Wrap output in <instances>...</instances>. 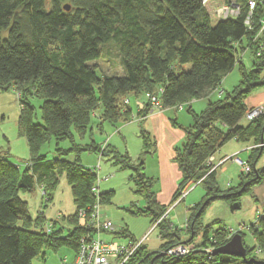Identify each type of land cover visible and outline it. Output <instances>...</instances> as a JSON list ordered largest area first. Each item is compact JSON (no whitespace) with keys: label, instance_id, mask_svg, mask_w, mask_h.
Segmentation results:
<instances>
[{"label":"trees","instance_id":"16d2710c","mask_svg":"<svg viewBox=\"0 0 264 264\" xmlns=\"http://www.w3.org/2000/svg\"><path fill=\"white\" fill-rule=\"evenodd\" d=\"M48 1L49 9L45 7L47 0H0V94H18L17 133L26 140L29 153L23 171L0 156V264H32L45 249L55 252L67 247L77 251L81 227L72 226L60 236L56 221L46 222L41 214L29 216L27 203L19 194L40 188L44 200L49 201L59 177L64 176L74 206L87 209L94 200L91 189L97 175L81 166L80 157L87 152L104 156V150L93 144L82 148L72 143L67 150L57 149L56 157L48 160L40 154L43 144L51 139L71 140V131L83 134L98 108L111 124L125 121L131 115L129 96L144 97V106L136 116L142 122L149 107L146 94L158 97L163 111L189 107L193 101L207 102L200 114L190 113L191 126L181 128L184 142L173 157L181 179L169 205L184 195L189 184L203 187L204 196L189 209L187 221L191 236L202 233V240L199 250L189 249L179 258H155L159 253L146 254L141 245L129 264H250L236 257L212 255L214 249L227 243L224 225H202V217L213 203L239 204L241 197L263 180L264 172L255 169L260 147L251 150L247 161L250 172L241 175L236 191H221L215 170L210 171V159L229 141H253L255 146L264 143V112L241 125L249 112L246 99L264 89L260 77L264 55L257 57L248 51L253 63L246 71L241 51L235 47L238 42L245 46L249 41L242 17L211 24L200 0ZM235 1L244 6L247 0ZM109 44L119 58L121 73L117 75L102 74L95 65ZM235 67L238 85L218 97L221 83ZM214 94L217 100L212 101ZM28 97L44 100L42 124L33 123V109L25 103ZM140 136L142 152H151L149 134L141 130ZM110 153L114 166L131 172L128 179L134 194L144 202L142 210L133 205L132 214L158 221L169 206L157 202L155 182L146 177L143 163L133 164ZM111 193L99 195V199L108 197L101 205L109 202ZM70 217H65L69 223ZM156 228L162 252L185 245L172 244L176 236L169 232L172 227L167 215ZM250 233L256 248L253 251L244 246L246 259L261 261L255 251L264 252V208ZM114 236L123 237L124 233L117 231ZM210 249L213 251L207 253Z\"/></svg>","mask_w":264,"mask_h":264},{"label":"rangeland","instance_id":"374dc122","mask_svg":"<svg viewBox=\"0 0 264 264\" xmlns=\"http://www.w3.org/2000/svg\"><path fill=\"white\" fill-rule=\"evenodd\" d=\"M45 7L46 9H49L48 0L45 4ZM242 62L246 71H250L252 69L253 59L249 54L246 53L242 56ZM95 65L98 71H100L102 74L117 75L121 73V66L119 64V58L116 49L111 44L103 47L102 56L97 62H95ZM188 69V66H186L185 70ZM100 72H98L99 76L101 75ZM260 77L264 79V68L261 72ZM238 82L239 73L238 68L235 67L233 71L225 77V79L221 83L219 91H224V94L230 93L234 89V87L238 85ZM216 98L217 96L216 94H214L210 99L214 101L217 100ZM127 100L129 101L131 115H128L127 119L125 118V121L111 124L109 121L103 119L102 108H98L97 110H95V114H92L89 125L83 134H79L76 131H71V140L65 139L56 141L55 139H51L47 143L43 144L40 150V154L45 156L48 160L54 159L56 157L57 149L67 150L71 147L72 143L82 148L93 144L94 146H98L99 148L104 150V156L92 152H87L83 153L80 157L81 166L85 169L93 170V172L97 175L96 182L98 179L102 180L100 182V189H103V187L108 184L113 187V192L111 193V197L108 203L105 204L103 202V205H101V200L105 201V199L108 198L107 196L104 199H99V202L101 203L100 210L101 213L108 216L107 218L116 226L119 233H124V236L114 237L113 235H102V239L107 242H114L118 245H127L131 241H139L143 236H147L143 243V246L145 248L144 252L146 254H160L162 252L160 250L162 241L158 235L159 228L151 229V224L153 223V221L149 217H145L143 215L134 216L132 214V206L136 205L139 210H142L144 209V202L134 194L132 185L128 179L131 172L129 170H121L119 167L114 166L113 155L110 153L113 152L119 157L128 158V160L133 164L141 162L143 163V167L145 168L144 172L146 171L148 175H154V160L150 155L144 154L142 152V139L140 134L141 130L145 131V127L142 125V122H140L136 117L137 100L144 101V97L142 96L138 99H135L133 96H129ZM43 101L44 100L41 97H28L25 100V103L33 109L32 121L34 124H42L41 109ZM199 104L200 105H195V107H192L191 110H189L188 106H185L183 108V111L173 109L174 111H171L170 114H172V116L175 115L176 117L181 116V120L179 119L181 123L182 121H184L183 125L189 127L192 123L190 113L200 114L206 108V103ZM201 104H204V106H202V108H199V106L201 107ZM19 115L20 102L18 94H15L11 91L0 94V126H3L2 128L6 133L7 141L10 143L12 142L13 144L15 138L13 133H16L17 131ZM243 122L245 123L247 121L243 120ZM149 136L151 145L153 144V146L151 147L152 151L150 152L152 153L157 149V137L155 138L153 134H149ZM7 141L3 140L5 147L8 146ZM13 144L12 146L14 147L15 145ZM179 145L180 144L175 146L174 149H178L180 147ZM257 147H260V145H257ZM245 164L248 166L247 163ZM98 166L99 168L97 169ZM105 177H108L107 182H105L104 180ZM153 181L155 182V179H153ZM191 186L192 184H189L183 190L185 199L181 197L182 199H184L182 203H180L181 198L178 199L180 200L177 203L178 205L180 203L179 206L174 208L173 204L167 208L166 213L168 222L171 223L175 228H180V221L184 218L185 213L188 212V210L194 205L198 204L204 196V189L202 186ZM19 195L21 199L27 203L29 216H35L38 215V213H44L46 221H54L61 216L66 217L69 215V217L72 216L69 218L72 224L68 222L71 226L80 227L82 225V223L80 225V222L77 220V216H75L76 212L78 213L81 208L78 209L76 208V206H74L70 187L67 184L64 176L59 177L56 190L51 195V200L49 201L44 200V193H42L40 188H36V190L31 194L20 192ZM93 204L94 200L90 203L89 207L93 206ZM215 206H210L204 213L202 217V225L204 227L210 226L214 222L221 220L222 225L232 224L233 221H235L225 220L224 218L221 219V213L219 209H216ZM246 210L247 208L237 214L243 213ZM18 225H20V223H18ZM68 231L69 230L64 231L65 233H63V235H66ZM169 232L170 234L176 236L174 237V243L172 244L183 243L191 250L200 249L199 247L201 245L202 233H198L194 237L191 236L190 232L187 229V223L184 229H171ZM249 233L250 232H246V234H244L243 244L249 250L253 249L254 251L256 244L253 239L249 235H247ZM82 234L83 231L78 235V238ZM42 252L44 254L39 255L38 257L33 259L32 264H61V260L63 259H66L68 261L73 260L72 253L67 247H61L55 252L47 249L43 250ZM256 253L260 252L258 251ZM257 257L259 258V256Z\"/></svg>","mask_w":264,"mask_h":264},{"label":"crops","instance_id":"0c3cea01","mask_svg":"<svg viewBox=\"0 0 264 264\" xmlns=\"http://www.w3.org/2000/svg\"><path fill=\"white\" fill-rule=\"evenodd\" d=\"M11 92H14V91H11ZM199 101L201 102H198V101L191 102V104L189 105L190 109L192 107H195V105H200L199 103L207 104L206 100H199ZM245 104L248 110H251L257 106L263 105L264 104V89L257 90L253 94H251L246 99ZM143 106H144V101L137 100V105H136L137 114ZM202 106H204V104H201V107L199 106V108H202ZM171 111H174V110L166 109L160 113H155L151 116H148L142 121V125L145 127V131L148 134H153L155 138L157 137L156 143L158 144L157 149L155 151H153L152 153L150 152L147 153V155H150L155 163L154 175H148L146 171L144 173H146L145 174L146 177L155 179V184L153 186V192L155 194L157 202L161 206H164V207H168L172 203L173 196L177 191V187L181 179V173L179 172L177 165L173 162L174 150H175L174 147L177 146L178 144H180L179 146L183 144L184 133L181 130V128L188 127V126L183 125L184 121H182L181 123L180 121L181 116L180 117L179 116L176 117L175 115L172 116V114H170ZM174 123L178 127L174 126L173 125ZM247 123L248 122L244 123L243 121H241V125H246ZM2 127L3 126H0V156L3 158H6L10 163L17 166L20 169V171H23L29 163V153H28L27 142L23 137L19 136L17 131L16 133H13L15 136L14 144L12 142L11 143L8 142L6 133ZM3 140L8 142V146L6 147L4 146ZM12 144L15 146L13 147ZM255 147L257 148V146H255L253 141H248L246 143H240L235 140L229 141L212 157L213 160L211 163L213 165L216 163L218 164L223 158L229 157L235 154L238 155V157L242 161L247 163L250 157L251 150ZM260 148H261V157L257 161L255 165V169L258 171L264 172V146H261ZM214 172H215V180L221 191H227V190L236 191L239 188L240 177L242 173H241L240 168L235 163L231 161L224 162L223 164L219 165L215 169ZM105 178H107V180L105 181L107 182L108 177H105ZM100 188H101V184L99 185L100 194L101 193L106 194V193L113 192V189H112L113 187L110 184L105 185L103 189H100ZM182 202L183 201H181L180 203ZM179 205L178 204L175 205L174 208H176ZM215 205H218V206H215ZM239 205H240V208L235 211H231L229 208V205L223 202H215L211 205V207L215 206L217 210L219 209L221 216H222L221 219L224 218L225 220H235L233 221L232 224H227V225L224 224V226H228V225L236 226L238 224L253 223L261 215L262 210L264 208V173H263L262 182L254 186L251 189L250 193L242 196L240 199ZM245 208H247V210L243 212L244 214L243 213L237 214L240 211L244 210ZM228 213H230L231 215ZM40 214L43 215L44 217V213H40ZM36 216L37 215L30 216V217L35 218ZM63 217L61 216L60 219L57 218L56 220H54L57 223L56 230L59 232L60 236H64L63 235V233H65L64 231L72 229V226L68 224V222L65 220V217L64 218ZM188 218H189V210L188 212L185 213L184 218L180 221L179 229L175 228L170 223L172 229H175V230L184 229L188 221ZM46 222H49V221H46ZM216 222H220L222 224V220L216 221ZM104 235H107V234H104ZM247 235H249L255 242L254 238L250 235V233ZM109 243L116 244L114 242H109ZM70 252L72 253V259H74V256H75L74 251L70 250ZM43 254L44 253L42 252L41 255ZM255 254L259 256V260L264 262L263 252H260V253L255 252Z\"/></svg>","mask_w":264,"mask_h":264},{"label":"built area","instance_id":"2783aa9c","mask_svg":"<svg viewBox=\"0 0 264 264\" xmlns=\"http://www.w3.org/2000/svg\"><path fill=\"white\" fill-rule=\"evenodd\" d=\"M200 4L208 15L211 24L242 17L243 26L247 35H249V41L245 46L241 42H238L235 44V47L241 51L242 56L248 53V51H251L257 57L264 55V0H247L244 6L238 4L235 0H200ZM221 95L222 91H218L217 96L220 97ZM145 99L149 104L146 117L163 111L158 97L146 94ZM183 108L184 106L180 105L177 107V110L181 111ZM263 112L264 104L249 110L245 116V120L247 122L252 121ZM212 160L210 159V162ZM227 161L235 163L243 174L250 172V168L236 154L223 158L218 164H214L210 171L215 170L219 165ZM104 180L106 181L107 178H104ZM101 181V179H98L91 189V194L94 198L93 206L81 209L78 213L76 212L77 220L80 222V225L82 223L80 227L83 229V234L78 238V247L74 259L72 261L63 259L61 260V264H129L134 253L143 245L147 237L143 236L139 241L130 242L127 245L112 244L101 238L104 234L114 235L118 231L107 216L101 213L100 192L98 188V184L100 185ZM166 215L167 213L158 221L152 223L151 229H156L161 220L166 219ZM258 218L248 225L224 226L227 240L231 239L235 234L241 235L250 232V227L257 225ZM212 251L213 249L206 250L207 253H211ZM189 252L190 250L187 246L177 245L167 249L164 252V256L166 258H179L186 256Z\"/></svg>","mask_w":264,"mask_h":264},{"label":"water","instance_id":"95a60500","mask_svg":"<svg viewBox=\"0 0 264 264\" xmlns=\"http://www.w3.org/2000/svg\"><path fill=\"white\" fill-rule=\"evenodd\" d=\"M65 10H68V6L64 7ZM231 211L238 210L240 208L239 204L229 205ZM224 255L240 258L243 261H247L250 264H264L262 261H257L253 258L247 260L246 259V251L243 245L242 237L240 235L233 236L225 245L214 249L212 255ZM164 257V252H161L155 258Z\"/></svg>","mask_w":264,"mask_h":264},{"label":"bare ground","instance_id":"6f19581e","mask_svg":"<svg viewBox=\"0 0 264 264\" xmlns=\"http://www.w3.org/2000/svg\"><path fill=\"white\" fill-rule=\"evenodd\" d=\"M222 95H223V93H222ZM261 145H263V146H264V143H262ZM241 173H242V172H241ZM242 174H243V173H242ZM75 215H76V214H75ZM223 230H224V228H223ZM241 235H243V236H244V234H241ZM241 235H240V236H241ZM243 236H241V237H242V241H243ZM225 240L228 242L230 239H229V240H227V237H226V238H225ZM255 252H256V251H255ZM135 253H136V252H135ZM135 253H134V255H135ZM134 255H133V256H134Z\"/></svg>","mask_w":264,"mask_h":264}]
</instances>
